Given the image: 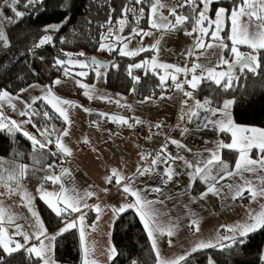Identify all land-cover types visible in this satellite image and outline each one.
<instances>
[{
	"label": "snow or ice",
	"instance_id": "6c2138e0",
	"mask_svg": "<svg viewBox=\"0 0 264 264\" xmlns=\"http://www.w3.org/2000/svg\"><path fill=\"white\" fill-rule=\"evenodd\" d=\"M216 2V0H177L176 7L168 6L169 16L174 19H169L168 16L162 14V9L165 7L161 0H128V4L134 5H143L145 3L149 4L150 8V18L149 26L150 29H156L162 33L166 32H175L180 30L181 26L191 20L192 30L185 31L186 35L193 36L194 40L193 45L188 48L182 55L185 58V64L183 67L178 65L167 64L159 62L156 57H153L151 61H142L140 63L131 64L128 66V74L132 76L133 69H144L145 75L148 74V71L151 70L154 75L159 76L160 85L162 93L163 89L166 86L167 79L172 81V87L179 94H182L185 99L181 101L182 105L187 108V111L184 112L182 108L183 115L181 119H184L187 116L188 123H193V118L201 123L197 124V130L211 129L218 132H228L231 134V142L224 143L223 141L217 140L215 147L213 149H206L205 151L208 155L203 153H192L193 159L186 158L185 155L181 152H177L173 155L168 151L169 144L176 146L177 149H183L186 152L191 153V149H188L180 140L174 138H166L165 142L161 145L159 152L156 154L148 153L147 156L142 154V159H148L151 157L148 167H138L136 173L131 177H125L119 173L116 169H112L110 175L104 177L106 183L112 184L113 178L115 177V184L120 189V193L127 199L128 195L135 197V200L131 203L122 204L119 208L113 207L114 215L126 210L127 208H133L137 211L140 220L143 223L145 230L149 238L151 239V247L155 256V264H187L188 257L193 253L198 251L208 249V248H220V249H233L240 245L247 243V238L250 234L256 233L258 231L264 230V129L262 128H243L236 125L232 119L230 108L233 105V100H226L223 102L221 107H212V100L205 97L203 101L198 100L194 96V92L199 89L200 85L204 82H212L218 86H221L224 89H228L233 86V75L232 73L235 69L239 68L241 72L247 69L253 74L257 73V69L260 67L259 57L255 53L259 50L264 49V0H242V6H236L229 13L228 9L220 7L216 10L215 19L213 20L209 15L210 6ZM44 0H23V7L35 8L37 5L42 6ZM21 4V0H0V47L7 48L9 47L8 37L4 30L5 24H15L17 23L16 18H23L27 13L19 11L17 5ZM126 4L121 9V19L117 21L118 27L116 30H113V27H108V33L106 36H102V39H108L109 37L115 36L116 43L122 45L119 54L121 56H137L140 52L146 51L147 49L140 47L135 50H124L127 49V43L124 41H130L131 36H150L153 33L151 31L145 32L143 29L136 31L133 29L129 37H121L118 35L119 32H122L123 26L126 23V17L128 14H132L137 18V22L144 15V8L139 7H129ZM202 5V7H201ZM259 5V6H257ZM7 7L13 13L12 16H6L4 14V7ZM70 7V4H69ZM187 7L190 9L194 15L187 16L183 14H178V9H183ZM199 9V11H196ZM67 10V9H66ZM114 9H110V13ZM242 16L248 17V22L246 24L240 23V18ZM255 18V19H253ZM70 16H66L64 23L70 20ZM225 19L230 21L231 24V33L227 37L231 41V47L225 42V38L220 36V32L223 30ZM260 21V23H256ZM91 23V22H89ZM107 25H112L111 17L106 22V25H101L105 27ZM62 25L60 24H50L44 26V35L38 40L37 43L33 45L34 48H38L44 45L53 44V35L48 34L49 32L55 33L60 30ZM251 28V31H249ZM207 38V42H206ZM163 35L156 40V42L150 46L151 50L154 52H159V47ZM64 42V39L61 38V43ZM247 45L252 52L242 53L238 49V45ZM100 51H114L116 50L112 44H100ZM211 50V51H209ZM228 51L231 53V63L229 59H226L224 52ZM69 55V54H65ZM78 55L83 56L84 53H79ZM201 57H205L207 64H201L199 62ZM213 57L216 58L215 65H213ZM189 59H191V65L189 66ZM65 65H79L82 69H91L95 73L97 78L106 77L107 69L117 68L118 65L110 64L106 65L94 57L89 61L73 60L69 58L68 60H62L59 57L56 58L54 67L63 68L64 76L74 77L86 76L88 73L81 71L79 73H71ZM213 65V66H209ZM227 65V71H217V68ZM163 69L164 74H159L156 70ZM101 69H105L104 72H101ZM169 70H172L169 72ZM183 75V79H179V75ZM190 76V79H189ZM132 79L135 82H139L138 76H132ZM62 83L60 78L55 79L52 82V85L45 86L42 91L44 95L39 97H32V104H35L37 101H45L47 105H50L51 108L58 114L57 118H61L67 126H71L72 120L70 118V110L73 108H81L83 111L93 113L92 109L83 108L82 105L76 104L74 101L61 98L54 94L52 91L53 87L60 85ZM77 85L80 88L86 89L83 93L89 99H102L108 100L109 102H115L121 107H126L131 109L132 106L128 104H120V100L112 101V98L107 93H101L94 86L86 85L80 81H76ZM185 85H188V89L185 88ZM29 87H35V85H30ZM21 92L26 91V89H21ZM130 91L135 92V84L130 89ZM171 99V97H165L161 94L160 99ZM7 99L11 103L12 97L7 92V90L0 91V101ZM19 99V97H17ZM123 99V98H121ZM152 97H145L144 100L140 103H145L151 100ZM191 100L192 104L189 105L188 101ZM25 110H20L19 115L22 117H27L26 121L18 122L12 120L9 117H5L3 112L0 111V131H5L10 136L14 137L16 133L20 132L25 136L33 146V160L35 164H41V157L43 150H46L49 145L55 144L58 149V153L61 155L72 154L71 149L62 143L61 137L68 136V128L66 127L63 131L59 132V135L52 139L53 132H56L55 128L45 127L39 129L40 135L43 137V140L37 139L36 136L25 131L22 127L24 123H32L33 116L42 115L47 120L53 119L47 110L33 109L30 104L25 102ZM15 110V105H11ZM2 107V105H0ZM203 110L205 115L200 116V111ZM101 119L108 116L106 113H96ZM213 117H217L213 119ZM112 122L119 123L122 125H127L128 127H134L135 124H141L139 118L135 119L134 124H129L128 120L122 116L112 115L109 117ZM92 124L96 127H99L98 121H93ZM36 127V125H33ZM150 131L152 128L160 129L163 127L162 123H157L155 125H150ZM179 128L180 126L177 125ZM181 136L190 134V129L183 127L180 129ZM159 135L160 133H154ZM151 139L152 137H147ZM84 143H88L87 138H85ZM235 150L238 153V159L233 166H230L222 157V150ZM253 149L257 150V158L253 159L250 155ZM57 152H49L50 155L56 156ZM18 155V154H16ZM176 161L181 162V166L185 169V174L190 178L189 188L182 190L181 193L176 195L188 194V191L191 187L194 186L195 181L198 179L201 182L207 185L206 190L200 193L199 199H205L209 194H212L220 199L232 200L242 199L245 192L248 193L250 197V202H257L259 205L258 210H249L247 219L242 223H237L232 226H221L226 228V230L232 235L230 236H217L214 240H200L193 245V247L179 257L175 259H166L163 258L160 254V251L157 246V234L163 236L167 235L172 237L179 230L180 224L178 220H169L167 222L161 219V216L164 213L161 212L159 208L155 205L157 203H163V201L150 200L148 199L145 193L155 192L160 193V187L147 186L143 189L136 187V178L138 176H144L146 174L151 175L155 172V168L158 164L165 165V171L161 175V181L163 184H167L172 181L174 177L181 175L180 172L175 171L173 164ZM3 160L0 158V182H14L16 187L21 186V181L29 175H35L37 171L44 172L43 176L38 177L41 182V187L38 188V193L40 194L39 198L45 202V204L50 208L54 215L60 218L62 228L58 230L57 233L47 236V228L43 224L41 217L39 216L38 211L32 207L34 197L29 193L25 192V198L27 201V206L31 212V216L34 218L33 223L30 225L29 231H23L21 225H15L16 234L23 237L24 241L37 240L39 244H32V246H27L22 244L19 241H14L11 237L7 236V229L3 227L5 220L7 219L11 223L14 219L13 215L6 210L2 202H0V249L7 256H12L13 253L18 252L23 249L29 258L35 257L38 261V264H56L52 252L57 236L62 235L63 233L69 231L72 228H76L77 220L80 221L79 231L80 236L83 241L84 238V219L86 213L82 212V208L94 209L97 212V221L100 219V213L102 209L99 204L89 205L87 204V199L96 196L94 191L86 190L80 192L76 188L65 189L61 183V176L68 175L69 172L67 169H63L60 175H56L52 170L54 168L53 164H47L39 169L29 168L28 165H10L8 170H5L3 167ZM7 172L6 176L5 173ZM157 175L160 173L156 172ZM251 174V175H248ZM229 180L228 183H222V181ZM47 181H53L54 183H61V191L59 193L48 192L43 188V183ZM227 189V191H225ZM15 189H12L14 191ZM105 192L108 189H104ZM98 198V197H97ZM171 199V196L167 197ZM192 203L197 201V197H189ZM187 208V205H184ZM73 213H80L78 217L69 219L72 217ZM189 221L188 227L193 230V232L199 231V219L195 217L194 214ZM91 227L95 228V224ZM42 236H46L49 239V243L46 245ZM228 240L230 243L224 244L223 241ZM169 246L172 245V240H168ZM14 244V246H12ZM85 264H98V261L95 259H87L90 256L91 252L94 249H89L85 247ZM109 254V259L115 258L117 251L115 247L110 246L107 249ZM261 260L264 261V254L261 255ZM0 264H4V257L0 256ZM133 264H136L133 261ZM209 264H215V262L209 258Z\"/></svg>",
	"mask_w": 264,
	"mask_h": 264
},
{
	"label": "trees",
	"instance_id": "16d2710c",
	"mask_svg": "<svg viewBox=\"0 0 264 264\" xmlns=\"http://www.w3.org/2000/svg\"><path fill=\"white\" fill-rule=\"evenodd\" d=\"M126 4H128V0H44L42 6L37 5L35 8L25 9L23 0H21L17 9L27 14L23 18H16L17 23L4 26L9 47H0V91L7 90L10 95H18L21 93V89H27L30 85H48L57 78L65 77L63 68L54 67L56 58L59 57L62 60L81 58L78 55L81 52L86 56H95L100 51L98 49L101 43L105 44V42L114 39L115 36L109 37L108 40L102 39V36L107 35L108 27H113V30H116L117 21L122 18L121 9ZM240 4H242V0L215 2L211 6L210 17H214L216 10L220 7H226L231 11ZM128 6L137 9L143 7L144 15L137 22L135 16L128 14L123 30L118 35L129 37L133 29L149 30V4H128ZM110 9H114V11L110 13ZM4 13L6 16L13 15L7 7L4 8ZM178 14L190 17L194 15L187 7L178 9ZM66 16H70L71 19L64 23ZM110 17L112 25L101 27V25H106ZM50 24L62 25L58 32L48 33L53 35V44L34 48L33 45L45 34L44 26ZM192 26V22L189 20L176 32L182 34L185 31H191ZM133 37L135 36H131V38ZM61 38L64 39L63 43H61ZM225 42L231 47L229 40L225 39ZM245 49L248 53L253 51L249 47H245ZM102 53L106 54L108 51H102ZM110 53L112 54L110 64L118 65V67L107 69V89L128 95L132 92L130 89L135 84L134 95L139 100H144L145 97L156 99L164 93L166 87L162 93L161 87H159V76L154 75L151 70L145 75L144 69H133L132 76L140 78L138 83L128 74L129 65L144 61L146 57L153 54L152 52H144L136 57L121 56L118 50L110 51ZM255 54L258 55L260 64L256 74L247 69L241 72L238 68V72L233 75L232 87L224 89L222 85L218 86L210 81L204 82L194 92V96L201 101L205 97L210 98L212 107H221L224 101L233 100L232 116L237 124L264 129V49ZM225 57L230 58L231 53L225 51ZM42 65L51 67V72L44 71L41 68ZM93 76L94 73L91 72L86 81L93 82ZM32 108L47 110L53 117V119L47 120L42 115L33 116L32 123L29 124L34 131L39 132L38 128H55L58 130L52 134V139L55 140L59 132L67 127L61 118H57L58 114L43 100L37 101L32 105ZM204 115L205 112L201 110L200 116ZM198 123L201 121L193 118L191 125L197 128ZM34 124L36 127L33 126ZM49 152L58 153L55 144H51L46 150H43L41 164H35L32 156V143L25 136L18 132L12 137L7 132L0 131V157L15 164L29 165L38 169L47 164H60L59 153L52 156ZM222 157L230 166L234 167L237 153L224 151ZM206 187L205 183L198 180L193 192L200 194L206 190ZM37 211L48 233L61 227L60 218L56 217L50 208L39 199L37 200ZM94 218V214H89L90 223L94 221ZM112 242L117 255L111 264H133V261L136 264H155L151 241L135 211L129 210L117 218L113 227ZM228 243L230 242L225 244ZM262 254H264V230L250 234L246 244L233 249L208 248L193 253L188 257L187 264H209V258L215 264H264V261L261 260ZM0 256L4 257V264H38L37 259L29 258L25 251L12 254L9 257L0 249ZM54 259L58 264H80L81 252L76 230L67 231L57 238Z\"/></svg>",
	"mask_w": 264,
	"mask_h": 264
},
{
	"label": "crops",
	"instance_id": "0c3cea01",
	"mask_svg": "<svg viewBox=\"0 0 264 264\" xmlns=\"http://www.w3.org/2000/svg\"><path fill=\"white\" fill-rule=\"evenodd\" d=\"M170 18L172 17L170 16ZM169 33L173 35L170 36L173 46L176 45L181 50V52H176V55L174 57H170V59L168 58L169 55H164V60L170 61L169 63H171L172 65L183 67L185 61L178 63L175 62L174 58L178 55L183 56L182 53H184L193 45L195 34L193 36H189L185 33H177L176 31ZM164 34L165 33H162L163 36ZM165 37L168 38L169 36L166 35ZM165 44H167V42ZM166 51L170 53V55L172 54V50L166 49ZM242 52L248 53L246 49ZM226 59H231V57ZM165 61L161 62L164 63ZM191 62V59H189V66L191 65ZM199 62L201 64H207V60L203 58H200ZM215 62L216 59H213V65H215ZM237 69H235L232 75H235L238 72ZM158 70L163 71V69L159 68ZM217 71H227V65H223L217 68ZM178 75L179 78H183L182 74ZM86 79L87 78H84V80ZM86 84L89 86H94L101 93H107L112 98V101L120 100L121 105L128 104L131 105L132 108L129 109L126 107H121L115 102H109L108 100L95 98L89 99L85 95L84 97H82L86 89L80 88L76 82L70 83V86L64 84L54 86L52 91L55 95L64 99L74 101L76 104L82 105L83 108L92 109L93 113L90 115L79 107L70 110V118L72 120V124L70 127L67 126L69 135L63 136L61 137V139L62 143L71 149L72 154L70 156L59 154L61 163L58 165H54L52 171L56 175H60L63 169H67L69 174L61 176V183L63 184V187L69 190L74 187L80 192H84L86 190L94 191L96 193V196L87 199L86 202L89 205L99 204L101 209L103 210L102 213H100L99 221H97V212L94 209L82 208V212L86 213L83 222L85 229L83 241L81 239L79 231V220H77L78 226L76 228L70 229L76 230L78 234L79 247L81 252L80 264H85V247L94 249V251L91 252L90 256L87 257V259H95L96 261H98V264H111L114 258L111 260L109 259L107 249L110 246L114 247L112 242V232L114 224L117 218L124 212L133 210L135 211V213H137V211L133 208H127L126 210L114 215L113 207L119 208L122 204L131 203L135 200V197L128 195L127 199H125L124 196L121 195L120 189L115 184L116 178H113V183L110 185L106 183L104 177L106 175H110L112 169H116L125 177H131L136 173L138 167H148L151 158L149 160L142 159V154H144L145 156H147V154L143 146L139 143L138 139L134 135H132L129 127L127 125L114 123L109 117H111L112 115L122 116L127 119L128 122L130 120L135 121L136 118H139L141 121H143V123H148L150 125L162 123L163 127L160 128L161 130L170 131V138L180 140L184 145L187 146L188 149L192 150L191 153H189L184 151L183 149H177L176 146L172 145L176 153L179 151L188 159H193L192 153L199 152L203 153L205 156L208 155L205 150L213 149L217 140L223 141L224 143H230L231 134L228 132H218L215 130H211L210 128L201 131L197 130V128L192 126L191 123H188V120L186 122H182V108L184 109V112L187 111V108H185L181 103V101L185 99V97L175 91L174 87H172V81L170 79L168 80V82H166V85L168 87L163 95L165 97H171V99H160V97H158L156 99L152 98L145 103H140V101L142 100L137 99L134 95V92H131L128 95H122L120 93L110 91L106 87V82L105 85L101 84V86L95 85L94 81H87ZM48 85H52V83ZM185 88L188 89V85H186ZM24 93L25 92H21L18 95H11V103H9L7 99L0 101V105H2L0 109H2V111L4 109L10 111L13 108L11 106L12 104L17 105V97H19L20 99ZM34 97H39V95L37 94V96L35 95ZM188 103L189 105H191L192 101L189 100ZM29 104L32 106V101H29ZM48 106L51 108L50 105ZM17 112L14 115L16 121L20 119L21 121H26V119L20 116L19 112ZM96 113H106L108 114V116L101 119ZM230 113L232 116V106L230 108ZM185 117L187 118V116ZM176 118H178V123H176ZM216 118L217 117H213V119ZM106 120L111 121V123L114 125L113 130L102 125V123H104ZM93 121H98L99 127L94 126L92 124ZM234 123L243 128H251V126L239 125L235 121ZM177 125H179L180 127L178 128ZM22 127L25 131L36 136L37 139L43 140V137L40 135V133L34 131L30 127L29 123H24ZM183 127H187L188 129H190V134L181 136L180 129ZM115 128L117 130H122V132L115 130ZM85 138H87L88 143H84ZM224 151H232L237 153L235 150L224 149L222 150V156ZM250 155L253 159L257 158V150L253 149ZM8 165L12 164L10 163ZM153 167L155 168V172H153L151 175H137L136 187L141 189L147 186L160 187V193L148 192L145 193V195H147L148 199L150 200L159 199L163 201L162 204L157 203L155 205L161 210L162 213H164V215L161 216V219L163 221L167 222L169 220H178L180 224L179 230L172 237H168L167 235L161 236L157 234L158 249L161 254L165 252L162 256L163 258L175 259L176 257L184 255L185 253L190 251L195 243L200 240H214L218 235H232V233L228 232L226 228H222L221 226H232L237 223H242L247 219L249 210L259 209V205L257 202H250V197L247 192H245L242 199H237L235 201L220 199L212 194H209L205 199H199L200 194H194L193 192V188L195 186L194 184V186L191 187V189L188 191V194L177 196V193H181L182 190L189 188L190 182V178L187 174H185V169L182 168L181 162L176 161L175 164H173V168L175 169V171L180 172L181 175L174 177L173 180L168 182L166 185L161 181V175L165 171V165L158 164ZM29 168L33 167L29 166ZM156 172L160 173V175H157ZM44 174V172L37 171L35 175L27 176L21 181V186L19 188L16 187L14 182H8L6 181V179L5 182H0V186L2 187L3 184H8V186L10 187V194H14L15 196H17L16 198H18V200L20 201H17L19 202L18 204H23V206H27V201L24 193H29L32 197H34L32 207L37 211V200H41L36 196L38 195V188L41 187V182L38 177L43 176ZM197 181L198 179L195 181V183ZM228 182L230 181H222V183ZM61 183L47 181L43 183V188L48 192L59 193L61 191ZM12 189L15 190L12 191ZM104 189H108V191L105 192ZM225 191H227V189H225ZM168 196H171L172 198L168 199ZM190 196L197 197V201L195 203H192L189 198ZM8 201L9 200H7V202ZM41 201L44 202L43 200ZM184 205H187V208H185ZM23 206L20 209L17 207V210L21 212V210H23ZM89 214L95 215L94 221L92 223L89 222ZM190 214H194L195 217L199 219L198 232L194 233L193 230L188 227L189 221L192 218V215ZM79 215L80 213H73L72 217H70L69 219L78 217ZM93 224H95L94 229L93 227H91ZM63 226L64 225L62 224L61 227L51 233L47 232V236H51L57 233L58 230ZM29 229L30 227H27L25 228V231H29ZM59 236H57V238ZM169 239L172 240L171 246H169L168 243ZM41 240L45 241L49 239L46 236H42ZM56 240L53 242V252L55 251ZM19 242L22 244H26L29 247L32 246V244H39V241L34 239L31 241H24V239H22ZM227 242L229 241H223L224 244ZM21 251L24 250L21 249L15 253H19ZM53 252L52 255L54 254ZM56 264L58 263L56 262Z\"/></svg>",
	"mask_w": 264,
	"mask_h": 264
},
{
	"label": "rangeland",
	"instance_id": "374dc122",
	"mask_svg": "<svg viewBox=\"0 0 264 264\" xmlns=\"http://www.w3.org/2000/svg\"><path fill=\"white\" fill-rule=\"evenodd\" d=\"M219 1H227V0H216V2H219ZM161 3H163L165 5V7L161 10L162 14L164 16H168L169 19H174L173 17L170 18V16H169L168 6L176 7L177 0H161ZM211 6H210V11H211ZM239 6H242V4H240ZM257 6H259V5H257ZM201 7H202V5H201ZM4 8H6V6ZM223 8L227 9L226 7H223ZM210 11L208 13L209 16H211L210 15ZM231 11H229V13ZM215 14H214V17H211L213 20L215 19ZM253 19H255V18H253ZM247 22H248V17L247 16H242L240 18V23L241 24H246ZM256 23H260V21H256ZM140 30L141 29H137L136 31H140ZM147 31H151L153 34L150 35V36H143L142 39H141V36H135V37L131 38L130 41H124V43H127V45H128L127 49H124V50H135L137 48L143 47V48H145L147 50L143 51V52H140L139 54L144 53V52H152L153 53L150 57H146V59L144 61H151L153 57H156L159 62L165 61L164 60V55H166V56L169 55L168 58L170 59V57H174L176 55V52H181V50L176 45L173 46L172 40L170 39V36H173V35H171V33H169V32L164 34L163 39L161 40L160 47H159V52L158 53L154 52L153 50H151L150 46L153 45L156 42V40L159 39L162 36V32L158 31L156 29H149ZM147 31H145V32H147ZM249 31H251V28H249ZM230 33H231L230 21L225 19L223 30L220 32V36L224 37L225 39H227V37L230 35ZM166 35L169 36V37L166 38L165 37ZM166 42H167V44H165ZM206 42H207V38H206ZM229 42L231 43L230 40H229ZM105 44L106 45L107 44H112V46L116 50H118L119 52H120L121 47H122V45H118L116 43V38L115 37H114V39L109 40V42H107V43L105 42ZM44 46H46V45H44ZM44 46H41V47H44ZM245 47H248V46L247 45H243V44L242 45H238V49H239L240 52L244 51ZM166 49L172 50V54L170 55V53H168L166 51ZM209 51H211V50H209ZM91 57L92 56L83 55V56H81V58H71V59H73V60H81V61H89L91 59ZM95 57H97L99 60H101L103 62H110L112 60V54L110 53V51H108V53H106V54L102 53V51H99L95 55ZM125 57H133V56H125ZM134 57H136V56H134ZM201 58L206 59L205 57H201ZM174 59H175V62H178V63L179 62L181 63V62L185 61L183 56H179V55L176 56ZM213 59H216V58L213 57ZM169 62L170 61H165L164 63L171 64ZM229 62L231 63V59H229ZM188 63H189V61H188ZM66 67L73 74L79 73L81 71H85V72L88 73L86 76H83V77L78 76V75H74V77H67V78L66 77H62V78H60L61 81H62L61 84L68 85V86H70V83L76 82L77 80L78 81L80 80L82 83L86 84L87 81L84 80V78L90 77L91 72H93V71H91L90 68L89 69H82V68L79 67V65H66ZM41 68L44 71H46L47 73H50L51 70H52L51 67H48V66H45V65H42ZM104 71H105V69H101V72H104ZM156 71L159 74H161V75L164 74V70L160 71V70L157 69ZM169 71H172V70H169ZM93 78H94L93 81H94L95 85H97V86H101V84L105 85L106 77L102 76L100 78H97L95 76V73H94ZM168 80L169 79H167V82H168ZM33 85H35V87H28L26 89V91H23L25 93L22 95V97L20 99H18L17 105L14 104L15 105V110L13 108L10 111H8L6 109H4L2 111V109H0V111L3 112L5 117H9L12 120H16L14 115H15V113L17 111L19 112L20 110H25V108H26L25 102H27V104H29V101H32V97H34L35 95L37 96V94L39 96L44 94L42 89L45 86H47V85H42V84H33ZM165 87H166L165 88V90H166L168 86L166 85ZM82 97H84V94L82 95ZM24 118L27 120V117H24ZM175 120H176V123H178V118H176ZM18 122H21V119L18 120ZM182 122H185L184 119H183ZM102 125L105 126L104 123H102ZM111 126H112V128H109V129L113 130L114 129L113 128L114 125L112 123H111ZM115 130H117V129L115 128ZM158 130L163 135H166L167 137H170V131H163L161 129H158ZM117 131L122 132V130H117ZM2 160L4 162L3 163V167H4L5 170L9 169L10 165H8V164H10V163L11 164H15L14 162H11V161H9L7 159H4V158H2ZM6 174H7V172L5 173V176H6ZM0 189H2V190H0V202H2V204L6 208V210L8 212H10L13 215V217H14V219H13V221L11 223H9L8 220L6 219L5 222H4L3 227L7 229V236L8 237H11L15 241H21L23 239V237L16 234L15 225H21L22 226V230L25 231V228L30 227V225L33 223V219L34 218L31 216V212L29 211L28 206H26V205L23 206V204H21V205L18 204L20 201L18 200V198H16L17 196L12 194L13 195V198H12V195L10 194V187L8 186V184L7 185L3 184L2 187L0 186ZM37 194L38 195H36V196H37V198H39L40 194L38 193V191H37ZM7 200H9V201L7 202ZM17 201H19V202H17ZM22 206H23V210H21V212L18 211L17 207L20 209ZM44 243L47 245L49 243V240H45ZM12 246H14V244ZM160 254H161V252H160ZM163 254H161V256H163ZM53 257H54V254H53Z\"/></svg>",
	"mask_w": 264,
	"mask_h": 264
},
{
	"label": "built area",
	"instance_id": "2783aa9c",
	"mask_svg": "<svg viewBox=\"0 0 264 264\" xmlns=\"http://www.w3.org/2000/svg\"><path fill=\"white\" fill-rule=\"evenodd\" d=\"M181 80L183 78H180ZM186 86V85H185ZM184 121H187V118L184 117ZM134 120H130L129 124H134ZM105 127L112 128L111 121L106 120L104 122ZM150 124L148 123H141V124H135L134 127H129L131 130L132 135H134L139 143L143 146L146 154L152 153L156 154L159 152L161 145L165 142V139L168 138L166 135H163L158 129L152 128L150 131ZM114 128V127H113ZM154 133H160L159 135H156ZM151 136V139H148L147 137ZM168 151L171 152L173 155L176 154L175 149L169 144ZM151 157H148V160Z\"/></svg>",
	"mask_w": 264,
	"mask_h": 264
},
{
	"label": "water",
	"instance_id": "95a60500",
	"mask_svg": "<svg viewBox=\"0 0 264 264\" xmlns=\"http://www.w3.org/2000/svg\"><path fill=\"white\" fill-rule=\"evenodd\" d=\"M95 58L96 60H98V61H100V62H102V63H104V64H106V65H110V62H103V61H101V60H99L97 57H95V56H92L91 58Z\"/></svg>",
	"mask_w": 264,
	"mask_h": 264
}]
</instances>
